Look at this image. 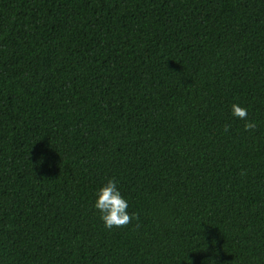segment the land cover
Wrapping results in <instances>:
<instances>
[{
	"label": "trees",
	"instance_id": "16d2710c",
	"mask_svg": "<svg viewBox=\"0 0 264 264\" xmlns=\"http://www.w3.org/2000/svg\"><path fill=\"white\" fill-rule=\"evenodd\" d=\"M0 264H264V0H0Z\"/></svg>",
	"mask_w": 264,
	"mask_h": 264
},
{
	"label": "clouds",
	"instance_id": "9594fccd",
	"mask_svg": "<svg viewBox=\"0 0 264 264\" xmlns=\"http://www.w3.org/2000/svg\"><path fill=\"white\" fill-rule=\"evenodd\" d=\"M231 114L241 120H245V130H255L257 124L255 121L247 120L248 109L239 104L231 105ZM225 125V131L228 130ZM95 201L93 207L99 212L100 219L103 221L104 227L111 229L113 226L119 227L126 225L132 218L127 211L129 201L123 196L118 187V181L109 179L100 186L94 193Z\"/></svg>",
	"mask_w": 264,
	"mask_h": 264
}]
</instances>
